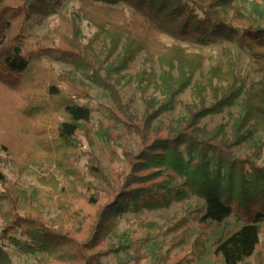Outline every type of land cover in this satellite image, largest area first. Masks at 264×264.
Returning a JSON list of instances; mask_svg holds the SVG:
<instances>
[{
  "label": "trees",
  "instance_id": "1",
  "mask_svg": "<svg viewBox=\"0 0 264 264\" xmlns=\"http://www.w3.org/2000/svg\"><path fill=\"white\" fill-rule=\"evenodd\" d=\"M65 1L0 0V264H12L7 248L33 256L32 264H103L126 251L141 264L147 258L143 248L157 239L165 240L158 264H195L206 255L217 224L229 216L242 226L216 241L211 264H251L247 258L257 245L264 264V165L256 162L261 148L245 158L233 153L264 132V5L255 2L245 13L237 0H76L75 9L59 12ZM56 13V23L28 43L24 25ZM218 42L248 52L261 76L248 81L229 54L201 71V49ZM140 55L141 69L131 79L143 107L138 118L118 85ZM45 61L72 70L54 72ZM94 87L109 94L126 120L106 107L107 117L140 142L137 151L121 152L129 165L125 173L106 134L112 180L92 149L88 103ZM187 89L189 100L179 101L183 114L165 124L162 115ZM239 99L231 139L225 122L208 127ZM163 129L167 137L147 142L149 132ZM77 150L86 157V173L72 163ZM42 164L47 167L38 182L48 192L37 199H24V188L3 171L12 166L22 174ZM191 197L204 202L191 215L143 220L145 212ZM127 215L135 231L129 242L113 241Z\"/></svg>",
  "mask_w": 264,
  "mask_h": 264
},
{
  "label": "rangeland",
  "instance_id": "2",
  "mask_svg": "<svg viewBox=\"0 0 264 264\" xmlns=\"http://www.w3.org/2000/svg\"><path fill=\"white\" fill-rule=\"evenodd\" d=\"M238 4L241 6L242 10L247 13L253 9L255 2H259L260 5H264L262 0H237ZM77 7L76 0H66L64 4L58 9L59 12H69ZM58 14H53L48 16L40 24L33 21L28 22L24 25V34L26 41L28 43L36 42L39 37L44 34L49 28H51L57 21ZM80 26L83 28L85 35H90L91 29L86 25L85 21H80ZM161 39L166 43H171V39L167 36H162ZM99 45H97L98 47ZM201 52L206 57V61L201 69L204 71L210 63H223L225 55H231L236 61L237 70L243 74L247 80L257 79L261 76V73L258 72L259 65L255 62L254 58L246 51L240 49L236 45H233L228 42H218L214 45L203 47ZM143 55H140L133 63L130 64L127 70L124 71V78L121 79L118 88L123 96V101L127 103L131 109L135 110L137 117L139 118L142 114V103L139 94L135 91L134 83L131 79L137 74L142 65ZM44 65L51 68L54 72L59 71H68L72 70L69 65L60 63V62H50L45 61ZM197 74L196 77H198ZM191 89H187L183 94L178 97V102L176 103L174 109L168 114L165 113L162 115L161 120L168 124L172 122L175 124L179 117L183 114V109L179 101H188L189 94ZM20 98V97H19ZM92 100L88 105L93 109L92 116L88 122L90 126L94 129L93 137V146L92 149L99 159L100 166L102 171L107 177L112 180V169L108 160V143L106 142V134H108L112 140L115 142L118 148V155L116 159L119 163L120 168L125 172H129L128 161L125 160L121 152H135L140 147L139 140H130L125 134V127L122 124L116 123L110 120L107 115L104 113V109L110 108L114 111L115 114L120 116L123 120V117L117 109H115L112 100L109 94L101 88L94 87L92 91ZM158 99V95H156ZM241 109V99L236 101L235 106L227 109L224 113L219 114L214 117L212 121L209 122V128L214 127L219 122L226 123V132L227 138L231 139V124L238 112ZM126 120V119H125ZM136 123L140 124V120L137 119ZM168 133L163 129L158 134L148 133L147 142H151L154 138L167 137ZM50 136L48 135V138ZM260 147V152L256 158L258 165H264V132L258 130L251 139L245 142L243 145L233 149V153L239 158H245L253 153V151ZM72 163L79 166L82 171L86 173L85 163L86 157L81 154V150H77L75 157H72ZM47 165H31L24 173L17 174L16 169L12 166L5 167L3 171L7 176L14 182L20 184L24 190L25 195L22 197L27 199L31 197L33 199L40 198L45 196L48 192V189L39 184V177L44 175V171ZM88 178L91 179L94 183H97V180L92 179L89 175ZM164 178V177H162ZM204 206V202L197 197H191L188 200L175 203L168 209H161L155 211L145 212L143 215L144 221H153L156 223H163L170 221L174 216L181 215H191L193 214L196 208ZM3 211H7V208L4 207ZM1 215V212H0ZM1 221V218H0ZM242 226V223L238 222L233 216H229L224 219L221 223L217 224L215 231L210 235L207 243V253L206 255L195 264H211L215 252V243L219 239H225L230 236L232 233L237 231ZM260 234L259 238L264 239V221L259 224ZM136 225L131 219V215H127L126 218L122 219L115 229L112 240H122L129 242L131 234L135 231ZM165 244V240L157 239L148 243L143 251L147 254V258L142 261L141 264H158L159 260V247ZM6 252L10 255L12 264H32L34 257L30 255L20 254L14 251L11 248H7ZM260 247L257 245L253 254L247 258V261L251 264H260L261 258L259 256ZM134 255L129 252H121L113 256H109L104 259L103 264H135L133 260Z\"/></svg>",
  "mask_w": 264,
  "mask_h": 264
}]
</instances>
